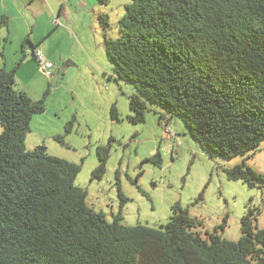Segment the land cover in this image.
I'll use <instances>...</instances> for the list:
<instances>
[{
  "label": "trees",
  "instance_id": "obj_1",
  "mask_svg": "<svg viewBox=\"0 0 264 264\" xmlns=\"http://www.w3.org/2000/svg\"><path fill=\"white\" fill-rule=\"evenodd\" d=\"M125 10L105 52L116 78L135 88L128 120L143 122L150 104L179 117L211 158L255 150L264 140V0H131ZM0 23L7 28L8 17ZM21 63L0 66V264H264L256 207L240 218L235 241L217 234L226 219L203 236L179 203L157 228L124 225L120 212L109 222L90 208L74 183L81 164L26 148L48 91L33 100L15 88ZM110 114L120 120L114 105ZM54 139L64 144L63 135ZM110 151V141L96 146L92 178H102ZM149 160L160 165V153ZM223 171L248 187L264 185L245 162ZM118 195L123 205L120 188Z\"/></svg>",
  "mask_w": 264,
  "mask_h": 264
},
{
  "label": "rangeland",
  "instance_id": "obj_2",
  "mask_svg": "<svg viewBox=\"0 0 264 264\" xmlns=\"http://www.w3.org/2000/svg\"><path fill=\"white\" fill-rule=\"evenodd\" d=\"M130 2L6 1L5 9L12 14V30L4 31L7 41L2 39L0 46L5 47L11 66L6 69L22 58L15 88L33 100L48 91L45 111L32 117L26 148L43 146L51 155L81 164L74 183L86 189V204L109 222L120 212L124 225L157 228L167 222L171 206L179 203L200 222L196 228L203 236L226 219L217 234L237 240L240 218L249 206L259 209L257 226L264 228V185L248 187L241 180L228 179L223 171V163L245 162L264 174V140L247 154L211 158L188 135L179 117L154 105L147 104L143 122L128 120V96L135 88L114 75L105 39L120 36L118 21ZM26 37L52 57L50 76L41 72ZM112 105L120 120L111 118ZM69 121L72 125L66 129ZM58 134L64 144L54 139ZM108 141L111 151L105 173L101 179L92 178L98 164L96 146ZM157 151L160 165L149 160ZM119 188L127 198L123 205ZM200 193L202 198L195 202Z\"/></svg>",
  "mask_w": 264,
  "mask_h": 264
},
{
  "label": "crops",
  "instance_id": "obj_3",
  "mask_svg": "<svg viewBox=\"0 0 264 264\" xmlns=\"http://www.w3.org/2000/svg\"><path fill=\"white\" fill-rule=\"evenodd\" d=\"M6 1L7 0H0V19H1V16H3V15H5V16L8 17V27L7 28H5L4 26H2L1 23H0V46H1V40L2 39H4L5 42L7 41V38L6 37L4 38V35H5L4 31L6 30V32L9 34L11 32V30H12V25H11V21H10L11 20L10 17H12L11 16L12 14L9 12V10H6L5 9ZM12 6L13 5H11V7ZM6 36H8V35H6ZM29 41L35 47L40 44V43L39 44H35L31 40H29ZM33 46H32V55H33V50H34ZM24 49H25V46H23V51H24ZM44 56L48 60L49 59H52V57L50 55L46 54V52H45ZM0 66L5 67V68H10L11 67V66H9V62L7 60V55H6V52H5V47H3L2 49L0 48ZM223 165H224V167H231V166H233L232 163L231 164L223 163ZM197 231H198V229H197Z\"/></svg>",
  "mask_w": 264,
  "mask_h": 264
},
{
  "label": "built area",
  "instance_id": "obj_4",
  "mask_svg": "<svg viewBox=\"0 0 264 264\" xmlns=\"http://www.w3.org/2000/svg\"><path fill=\"white\" fill-rule=\"evenodd\" d=\"M34 57L41 72H43L46 76H50L53 63L44 56L39 48L34 49Z\"/></svg>",
  "mask_w": 264,
  "mask_h": 264
},
{
  "label": "water",
  "instance_id": "obj_5",
  "mask_svg": "<svg viewBox=\"0 0 264 264\" xmlns=\"http://www.w3.org/2000/svg\"><path fill=\"white\" fill-rule=\"evenodd\" d=\"M67 64H68V63H67ZM70 64H71V63H70ZM44 148H45V147H43V146L38 147L39 150H44Z\"/></svg>",
  "mask_w": 264,
  "mask_h": 264
}]
</instances>
